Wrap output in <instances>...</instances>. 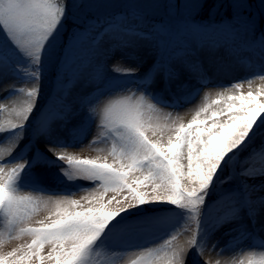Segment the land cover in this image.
Wrapping results in <instances>:
<instances>
[{
  "label": "snow or ice",
  "instance_id": "1",
  "mask_svg": "<svg viewBox=\"0 0 264 264\" xmlns=\"http://www.w3.org/2000/svg\"><path fill=\"white\" fill-rule=\"evenodd\" d=\"M245 2L246 0H234L237 5ZM66 10L67 0H0V28L12 44L29 58L30 73L35 77L27 90L26 107L17 113L20 122L12 123L11 130L22 129L34 108L39 94L40 58L45 46L54 38ZM246 16V10H241L238 16H232V23L225 26L228 41L236 37L237 30L249 35L257 33V27L251 23L250 18H241ZM144 23V18L133 11L128 15L112 17L107 24L104 20H91L87 24L81 39L88 40L93 34L95 39L90 41V46L85 47L79 56L69 59L65 64L60 79L63 81L65 74H69V78L61 85L63 95L59 102L62 110L52 112L49 120L67 119L72 113L73 104L66 102V98L72 86L82 76L86 77L89 83L101 79L102 66L95 65L93 57L96 55L94 49L102 37L111 35L117 41L113 45L115 48L127 45L131 37L152 39V34L165 31L163 24H153L151 33L139 31ZM259 23L264 24V17H261ZM196 29L201 28L186 21L180 32H193ZM241 44L252 46L247 40H241ZM224 46L208 44L212 54ZM255 46L264 50V39L257 37ZM231 47L229 44L225 48V55L237 50L232 48L230 53L228 48ZM196 57L197 52L188 47L164 50L142 83H150L161 73L166 82L176 80L179 73L173 66L174 62L182 63L188 71L197 75V70L202 71V68ZM215 59L222 63L221 57L216 56ZM113 71L116 69L113 68ZM136 71L135 68H129L123 73ZM235 87L239 88L240 85L236 84ZM262 95L264 94L259 91L255 94L248 91L246 94L228 95L226 99L229 103L223 109L213 110L207 115L208 108L205 106L198 110L187 124L179 123L174 128L170 126L168 117L162 121L159 116L145 111L142 103L120 101L105 108L103 121L111 132L109 155L112 162H108L107 158L75 159L61 154L57 147L46 145L58 160L71 169L65 172L69 179L86 177L95 182V187L88 190L90 198L84 197L83 202L70 196L50 200L52 208L48 209L49 219L47 222H40L36 227H21L30 222L36 205L30 197L18 196L17 188L14 187L27 161L20 160L22 162L9 167L0 160V213L7 219L9 233L19 228L20 233H27L31 237L26 247L13 248L7 253L0 252V264H94L91 248L101 237L106 225L121 211L147 202H168L187 210L194 217L202 216L207 189L222 159L230 151L245 144L251 136L254 121L264 113V99L257 98ZM149 96L150 94L142 91L140 99ZM236 101L238 103H235ZM80 103L91 117L95 114L96 110L90 107L89 98L82 99ZM147 108L152 110L155 105L149 103ZM201 112L206 113V116L198 119ZM217 117L224 119L217 120ZM156 129H159L160 133H172L166 143L147 135L151 131L152 135L156 136ZM41 131H47V121ZM21 138L22 136L19 137ZM16 142L13 140V144ZM257 158L264 161V147L253 149L244 161L239 162L243 170L238 175H264V163L258 164ZM245 165L247 167H244ZM241 185L239 192L226 193L216 201L222 209L219 222L238 218L240 208H246L247 215L255 221L257 212L264 207V194H261L264 192V184L242 181ZM201 225L202 219L197 220V229L185 244L177 245L166 252L145 249V254L138 256L132 264H184V257L191 246L199 243L198 251L203 250V241L197 240ZM241 234L248 233L241 230ZM2 238L3 233H0V240ZM167 243L169 242L165 241V244ZM45 245L48 246L46 254L42 251ZM246 255L251 257L256 254ZM258 255L259 260L249 259L248 264H264V252ZM205 264H208L207 260Z\"/></svg>",
  "mask_w": 264,
  "mask_h": 264
},
{
  "label": "rangeland",
  "instance_id": "2",
  "mask_svg": "<svg viewBox=\"0 0 264 264\" xmlns=\"http://www.w3.org/2000/svg\"><path fill=\"white\" fill-rule=\"evenodd\" d=\"M241 10H246L247 12V16L241 18H250L251 23L257 27V33L255 35H249L246 33H241L239 32V30H237L236 35L238 37H241L242 40L247 41H249L250 36H254L255 38L259 37L261 39L264 38V24L259 23L261 17H264V0H246V2L242 5H237L236 3H234V0H67V10L64 19L62 20L58 29L55 31L54 38L45 46L40 58V64L38 65L40 72L39 94L34 102V110H32L33 112H31V114L34 116V112L40 111V106L43 103V100L48 98L47 95L50 96L48 94L49 90L51 88L53 89L54 85H60L58 84V78L60 77V74L62 70H64V66L69 61V59L79 56L82 50L85 48L86 44L91 41L90 37L88 38V40L81 39V34L85 29L82 30V28H80V26L86 28L87 24L91 20L105 21L106 19L111 18L115 15H128L130 12L135 11L144 18L145 23L143 27L147 28L148 26L152 29L153 24H163L165 26V31L154 33L156 39L163 41L166 32L169 35L173 36L172 38H176L179 33L181 34V26L184 22H186L185 19L187 20L191 16V19L194 22L197 20L196 23H198L199 21L206 25L203 20H207V22L209 21L210 23L206 25L209 30L216 27L215 29L219 32L227 34V32L225 31V26L232 23V16L240 15ZM205 11L206 13H209L211 15L200 19L193 18L194 16H196V13L202 15L203 13H205ZM191 19L189 21H191ZM216 23L217 25H213ZM70 26L71 28L69 29ZM195 26L200 27L196 24ZM212 26L215 27L209 28ZM200 28L204 33H207V31H209L207 29L205 30L202 27ZM255 42L256 41H252L250 42V44L255 45ZM0 51L5 53L7 57L9 56L11 62L12 60L14 62H18V65L15 66L25 73L26 76H24L26 79L29 80L31 78L30 76L32 75L30 73L31 69H29L31 67L29 58L24 56L12 44L2 28H0ZM118 61L120 62L119 64L116 63ZM113 68H115L116 71H113ZM129 68H135V65H126L123 63L122 58H116L113 60L112 64L108 67L107 70L113 73L117 72V75H123V72H125ZM262 80L264 79H259L258 81H255V83H258ZM255 89L256 88L252 89L251 91L253 93H256ZM224 93H227L226 95H239L241 93L246 94L247 91L243 90V88L241 89L240 87H233L218 92H206V99L209 100L208 105H204L208 108L207 115H210L211 111L213 110L223 109L225 105L229 103V101L223 103H213L215 96H224ZM25 96L26 99L20 97V99L16 98V100L21 101L23 99L20 102L21 106L23 103V105L26 107V101L28 97L27 94ZM53 97L54 93L52 95V98ZM52 98L50 97V101L53 100ZM258 99H264V95L258 97ZM120 101L132 104L142 103L144 105L145 111H149L152 114L159 116L162 121L165 117H168L169 124L173 128L178 126L179 123H185L184 120L187 121L188 118L195 115H193V113H195L194 110H191L190 112L184 111V113H180L178 115L176 114V117H170L168 114L160 112L156 108L149 110L147 108V105L149 103L141 100L140 96L135 97L133 92L125 95L124 97L115 98L113 100L104 98L99 105L96 113L97 123H99V125L95 127V130H93L92 139H90L89 142H86L83 146L75 148L78 150V152H76L77 156L74 157L75 159L87 158L102 160L103 158H107L108 162H112V158L109 155L112 137L110 129L104 124L103 114L105 108H108ZM235 103H238V101H236ZM205 115L206 113H201V116ZM11 117L12 113L9 111L7 112L6 108H3L0 113V124L3 125V123L8 122ZM14 117L18 118L17 115H15ZM216 119L220 120L224 118L217 117ZM26 122L28 123L27 125H29L30 121L28 120ZM187 123L188 122H186L185 124ZM27 130L30 131L29 126L26 127V132ZM156 132V136H153L151 131L148 132L147 135H149L150 138L153 139H160L163 143H166L168 136L172 134L167 131H165L164 133H160L159 129H156ZM13 139L14 138L10 140L0 138V148L6 149L9 152L11 147L15 145L12 144ZM260 144H262L261 147H264V113H261L257 117V120L254 121V127L251 131V136L246 140L245 144L238 149L230 151L222 159L217 172L224 171L226 176L219 179L220 184L215 186L213 185L214 187L210 185L209 189H207L206 197H208V191H212L210 198H213L215 195V197L217 198L211 204L209 202H207L206 204L204 203L205 205L203 204L204 210L202 212V216L194 217L193 214L188 212L187 210L180 209L168 202H147L144 203L146 204V208H144V204H141L121 211L106 225L101 237L97 240L96 243L92 245L91 254L94 256V264H132V261L137 259L135 257L136 255L134 254L133 256H125L122 260H115V258L111 257V254L108 253L109 248L106 245L108 243V237L105 238V236H110L112 231H106L111 229L115 223H120L122 221V223H129L134 219H141L147 216L146 213L143 212H147L150 209H158L156 207H160L162 208V210L164 209V207L172 208L173 210L171 211L177 212L178 215H181L182 219L188 224L187 228L185 229L188 237L185 242L182 240L180 242L174 241L171 244H168V246L153 247L152 249H158L161 252H164L165 248L167 247L168 251H170L173 247L188 242L197 229V220L202 219V223L207 222L206 218H210L213 214H215L214 212L218 213L220 211H215V208L221 209V207L216 204V201L219 200L222 195L231 192H239L242 186V181L250 184H264V175L251 177L239 176L238 173L242 171L243 168L236 160L237 158H235V154L236 156H239V158L248 157L253 149H259L257 145ZM73 151L74 149L72 150V152ZM257 163H264V161H260L259 158H257ZM12 164L13 162H10L8 165L11 166ZM244 167H246V165ZM66 171H71V169L67 164L60 160H55V162L40 161V163L36 162L29 166L25 165L17 180L23 182L25 186L26 184H32L40 188L39 190H37V188L26 186L29 190H32V193L23 192V190H21L23 189L22 187L21 189H17L16 194L18 196H28L35 202L36 205V211L32 213L30 222L27 225H21V227H36L39 226L40 222H47V220L49 219L48 209L52 208V205L51 203H49V201L53 198L70 196L74 199L81 200V202H83V198L86 196L90 198V193L88 190L95 187V182L90 181L86 177H73L72 179H69L65 174ZM228 177H231V179H227ZM17 180L14 184V187L17 183ZM221 181H223V183H221ZM53 183L58 185H64V183L67 184V186H70L72 188L71 192H57L56 194H58V196L56 195V197H49L47 195L49 194V192L46 191V187L49 184ZM211 184H213V182ZM261 194H264V192H262ZM159 203H162V205L156 206ZM203 231L204 229L201 228L197 237L198 241ZM0 233H3V238L2 240H0V252L2 253L10 252L13 248H17L20 246L26 247V245L31 241V237L27 233H20L19 228L9 233L7 219L3 213H0ZM228 237L229 236H227V238ZM199 246L200 244L197 243L190 247L184 257V264H187L188 261L194 259L195 249L197 250ZM203 247L207 248L208 245L203 242ZM249 248L250 250L253 249L251 246V242L248 240V238H246L243 239L242 242L239 243V245H233L230 249H228L227 255L221 254V257L231 261V264H241V262H243V264H248L249 259L259 260L260 257L255 253V251L250 252L256 254L251 257L245 254L244 250ZM47 250L48 246L45 245L42 251L46 254ZM231 259L233 260V262Z\"/></svg>",
  "mask_w": 264,
  "mask_h": 264
},
{
  "label": "bare ground",
  "instance_id": "3",
  "mask_svg": "<svg viewBox=\"0 0 264 264\" xmlns=\"http://www.w3.org/2000/svg\"><path fill=\"white\" fill-rule=\"evenodd\" d=\"M207 16H208V14H202V15H200V14L196 13V16H194L193 18L200 19V18H204V17H207ZM191 17L189 18V20L191 19ZM192 23H196V22L192 21ZM198 24H200V23H198ZM70 28H71V26L69 27V29ZM165 36L169 38V36L167 34ZM189 37H191V36H189ZM199 40H201V39H199ZM113 41L115 42V39H113ZM146 42H148L149 44H156V39L153 38V39H150V40H148ZM116 43H117V41H116ZM121 47H124V48H121V50L126 49V51H130L136 57L141 56L142 58L140 60L138 59V63L139 64L140 63H149L148 65L151 64V62H148L150 60V57L151 56H149V55H147L146 53H143V52L138 53L135 49L132 48V45L130 43H128L125 46H121ZM110 48H113V44L110 46ZM115 48H117V47H115ZM150 67L151 66H149V68ZM198 70H197V73H198ZM17 72H18V70H16V69L15 70H9L8 71V77H7L8 78L7 88H3V89L0 88V113L3 110V108H6L7 112L9 111V112L12 113V117L8 120V122L3 123V125L0 124V129H4V134H1L3 131H0V135L1 136L4 135L3 137H1L2 139H9L10 140V139L14 138L13 140H16L17 141L15 144H17V143L20 142L21 139H19V137L21 136V134L22 135H26L27 141L25 142V145L21 148V150L25 149L26 145H30L32 148L35 149V144L36 143H38V142L47 143V141H49L50 138L51 139L52 138L53 139L54 138H59V137H61L64 134V132H63L64 130H62V128H59L57 126H47V129H48L47 131L37 130V131L32 132L31 130L30 131L27 130V132H26V127H27V124H28L27 122H25V124H24V126H23L22 129H14V130H11V124L12 123H19L20 122L19 117L18 118H15L14 116L17 115V113L20 112L23 107H25L23 105V103H22V106H21V103L20 102L23 99H26V96L25 95L27 94V90H28L29 87H31V84L35 80V78H31L29 80L28 79L19 78V80L18 79L16 80V78L18 76L17 75ZM179 72L180 73H179L178 79H176L174 81H171L170 84L171 85L179 84V85H181L182 89L186 90L187 87H188V84L184 83V81L190 82L192 80V78H189L188 77V75H189L188 72H190V71H188L183 66V67H180V71ZM24 75L25 74L22 71V76H24ZM82 77L83 78H86L84 76H82ZM235 78H238V76H230L227 79H230L231 80V79H235ZM21 79L23 81H21ZM243 79H245V78H243ZM77 82L72 87L76 86ZM3 83L4 82L0 80V84H3ZM243 87L245 88V89L243 88V90H246L247 92L248 91H251L254 88H256L255 89V92L259 91L262 94H264L263 93V90H264V80H262V81H260L258 83H255V82L252 83L250 81H247L245 83V81H244ZM210 88L211 87H207L205 89H209V91H210ZM250 88H252V89H250ZM178 92H181V90H178ZM213 92H216V91H213ZM227 93H231V92H227ZM226 94L224 96L223 95H217V96H215L214 101H218L220 103L228 102L227 99H226V97L228 95H226ZM20 97L21 98L23 97V99L21 101L16 100V98H19L20 99ZM205 99H206V96L203 98V95H201L200 96V101H198L197 105L194 106V107H191V108H187L185 111H189L190 112L191 110L195 109L197 106L204 108L205 106H202V104H203V102H204ZM75 103H77V102L75 101ZM33 110H34V108H33ZM172 110H174V109H172ZM180 113H184V110L177 111V114H180ZM205 116H201L200 115V117H198V119L205 118ZM192 117L188 118L186 122H189L192 119ZM28 120L29 121L30 120H33V115L32 114L29 115L27 121ZM31 127L33 129V125ZM21 131H22V133H18V132H21ZM32 133H34V134H32ZM11 148H13V147H11ZM69 150L70 149L68 148L67 151H69ZM2 154H5V151H4L3 148H0V155H2ZM71 154L72 153H69V155H71ZM245 159H246V157H240L238 159V161L239 162L240 161H244ZM185 163H186V161H185ZM246 167H247V165H246ZM225 176L226 175H225L224 171L223 172H217L215 174V176H214L213 181H212L213 182V184H211L212 187H214L215 185L220 184L219 183V179H221V178H223ZM57 186H58V188H56L55 190L56 191L57 190H61V186L62 185H57ZM23 192H25V193L31 192L32 193V190H23ZM56 195H54V196L56 197ZM209 199H210V196L206 197L205 198V201H209ZM242 209L243 208H240V210H239L240 213L242 212ZM174 220H175L174 223H176L177 229L170 236L169 241H168L169 243H167V244H171L174 241L180 242L181 240L185 242L187 240V237H188L187 233L185 232V229L188 226V224L186 223V221H183L181 219H178V220L177 219H174ZM201 226H202L201 227L202 229H204V230L207 229L208 230V228H209L210 225L208 224V222H203ZM241 230H242V228L240 226V227H238V229L236 231H234L229 236L230 238L229 237L227 238V237H225L223 235L225 238H223V237L222 238H219V239H217V241H216V237H215V236H217V231H215V233H213V235H211V237H208L207 239L205 238L204 240L201 239L200 241H203L207 245H210V246L212 245L211 246L212 248H211V251L208 252V253H205L204 251L203 252H200L201 253L200 258L201 259H204L206 257V260L208 261V264H217V262H219V264H231V261L227 260L226 258H222L221 257V254L227 255L228 254V249H230L233 245H239V243L242 242L244 236L241 234ZM167 233L169 234V231ZM157 241L158 242H163V241H160L159 239H157ZM167 244L160 243L158 245H162V246L164 245V246H166ZM166 251H168V248L167 247L165 248L164 252H166ZM244 251H245V254L251 252V250H248V249L247 250H244ZM222 252H225V253H222ZM232 262H233V260H232Z\"/></svg>",
  "mask_w": 264,
  "mask_h": 264
}]
</instances>
